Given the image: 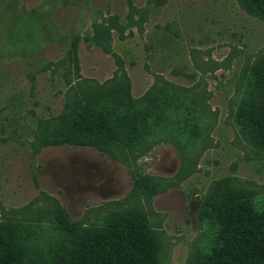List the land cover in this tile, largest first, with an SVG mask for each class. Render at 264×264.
<instances>
[{
    "label": "rangeland",
    "instance_id": "374dc122",
    "mask_svg": "<svg viewBox=\"0 0 264 264\" xmlns=\"http://www.w3.org/2000/svg\"><path fill=\"white\" fill-rule=\"evenodd\" d=\"M263 62L251 0H0V245L69 264L143 224L154 264H205L221 205L264 211Z\"/></svg>",
    "mask_w": 264,
    "mask_h": 264
},
{
    "label": "trees",
    "instance_id": "16d2710c",
    "mask_svg": "<svg viewBox=\"0 0 264 264\" xmlns=\"http://www.w3.org/2000/svg\"><path fill=\"white\" fill-rule=\"evenodd\" d=\"M251 1L264 13V0ZM255 72V104L250 132L255 142L264 147V62ZM218 213L223 245L204 263L264 264V211L255 212L247 202L230 201L221 205ZM142 225L88 234L69 264H154L151 236ZM7 248L6 251L4 245H0V257L2 260L10 257L7 264H15L17 253L11 247Z\"/></svg>",
    "mask_w": 264,
    "mask_h": 264
}]
</instances>
